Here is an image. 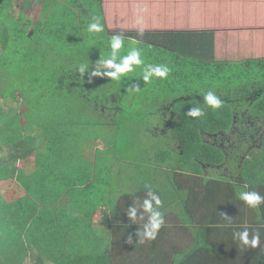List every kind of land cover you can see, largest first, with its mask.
<instances>
[{"label":"crops","instance_id":"0c3cea01","mask_svg":"<svg viewBox=\"0 0 264 264\" xmlns=\"http://www.w3.org/2000/svg\"><path fill=\"white\" fill-rule=\"evenodd\" d=\"M125 1L126 7L132 4V9L121 12H134L133 17H124L122 25L114 31L142 32L147 38L153 33L166 32L159 36L162 41L163 35V41L167 43L168 48H160L166 52L163 53L166 59L174 50L180 58L188 57L187 47L191 44H195L196 58L206 61L211 57L214 64L217 60L221 63L233 61L234 57H237L236 61L264 58V0ZM139 1L146 2L143 8L138 4L140 11L135 5ZM110 16L108 14L106 18L112 21ZM191 25L197 26L189 30ZM112 26V23L108 26L110 30ZM185 30L191 32L185 33ZM231 40L233 44L223 45ZM4 100L0 99V245L7 246L8 236L12 239L14 217L10 208L15 203L7 201L29 195L40 209L44 208L37 235L40 248L51 249L58 255L56 252L61 248H67L79 239L76 247L71 248L73 251L64 254L59 264H73L78 257L88 264H152V254L153 264H181V258L187 255L192 257L190 264H264V204L256 209L249 208L235 195H219L217 185H202L195 181L190 184L189 180L183 185H168V189L165 185H148L145 196L135 193L133 187H124L122 182L110 184L109 172L103 170L97 173L102 176L101 180L95 181L93 163L92 168L84 167L94 162L92 153L81 154L80 158V155L73 156L88 161L72 164L80 167L77 170L56 164L67 156L47 153V140L41 137L39 129L33 126L28 131L25 124L19 127L23 123L19 105H10ZM105 156L108 157L102 152L101 167L109 162L108 159L105 161ZM73 158L69 162L76 160ZM244 158L252 159L249 151ZM210 169L213 167L207 168ZM232 172L233 182H240L246 189L242 177H237L233 168L230 175ZM203 175L208 179L215 177H207V171H203ZM177 176H183V173ZM149 191L161 200L167 196L169 200L161 209L164 227L155 240L142 244L137 235L141 229L136 225L144 224L147 218L137 224L129 219L127 209L143 202ZM171 193L175 196H169ZM260 195L264 196V190ZM205 203L211 207H200ZM75 205L78 208L73 207ZM111 205L118 208L117 213L111 211ZM81 206L89 211L78 214L76 211ZM187 214L193 221L186 217ZM46 217H52L53 226ZM45 225L52 231L47 239ZM245 228L250 236L259 232V247H245L234 238L235 233ZM29 233L24 230L21 234V241L27 248L31 247L29 240L32 242ZM32 251L28 255L41 253L33 246ZM38 257V264H54L45 254Z\"/></svg>","mask_w":264,"mask_h":264},{"label":"trees","instance_id":"16d2710c","mask_svg":"<svg viewBox=\"0 0 264 264\" xmlns=\"http://www.w3.org/2000/svg\"><path fill=\"white\" fill-rule=\"evenodd\" d=\"M32 1L31 4H26L29 2H25V4L23 3L19 7V1L17 0H0V84L6 88L9 87L7 92L0 93V95L4 99L14 100L19 105L21 110L20 114L23 116L21 118L23 123L17 124L19 127L25 124L29 131L33 126H37L35 128L39 129L41 136L44 135L43 132L47 131V129H51L53 136L49 141L46 137L47 134L43 136L47 140L45 150L47 153L54 152L55 155L60 153V156L71 155V158L74 155H80L79 158L82 156L81 154L85 147H82L78 151L72 145V142L67 141L63 137L61 129L66 123L82 122L80 118L83 109H86L89 104H94L95 108H97V115L99 116L96 119L98 125L108 123L111 126H118L116 132H114L116 139L112 144H109L110 146L113 145L116 147L118 144L119 137L121 136L119 130L126 120L130 122L140 120L142 122L148 121L149 119L147 118L149 117L158 116L163 126L168 128V136L172 135L171 138L175 137V141L179 145V154L175 155L181 156L178 161L181 163L180 159H185L190 163H194L196 169L199 168L200 171H186L184 169L187 175L191 176L195 182H201L202 185H217L220 187L217 188L219 195L223 197L231 195L239 197L241 191L248 190L260 194V191L264 190V137L259 135L260 128L256 124L258 121L257 118L264 121V58L254 60L241 59L236 61L237 57H234L233 61H224L222 63V70L228 72L227 75L245 74L240 71H246L247 74L252 72L259 74L249 75L247 82L250 84L248 87L245 86L248 89L246 93L247 97L242 102L238 100L241 97L229 98L234 91L232 90L215 94L222 102L221 107L217 109L209 107L204 103L203 99L197 96L187 97L186 100L182 99L180 102L173 99L171 103V97L175 95L174 91L176 90L173 87L176 86L175 83L178 82L177 80L181 81L185 79V75H182L180 70L175 69L170 59L164 57L163 53H166L164 49H160L162 47L168 48L166 41H163V35V42L159 37L166 32L153 33L152 37L147 38L146 36H141V32L125 30L111 31L112 29L110 30L108 27L111 24V20H107L106 14L110 15L113 13L112 10H108V6L117 7L122 3L119 7L120 9H118L120 12L122 8L126 7L125 0H57L59 5L56 4V0ZM173 3L177 5L175 1ZM32 4H38L39 6L36 18H34L32 12H29ZM54 6L56 7L54 8ZM46 10L47 12L45 13ZM65 17H70L74 20L75 25H73V28L71 25L72 21L64 20ZM94 17L98 18L99 22L103 25L104 31L102 33H90L93 43L92 46L86 43L76 44L74 42V31L80 29L86 33L88 25L94 22ZM196 26H189V30ZM199 30L194 32L197 33ZM167 33L169 34L170 32ZM114 35H122L125 45L127 42H132L142 48L152 50L147 53V59H142L144 62L143 65L148 62L153 52V65H165L169 68L170 71L167 78L160 79L155 77L153 79V85L155 86L160 81H167L168 89L163 94H159V96L156 93L153 94L157 98L152 101V104L159 102L160 105L169 106L164 109H154V111H164L167 113L155 112L156 115H153V112H150L153 110H146L144 113L139 110L132 112L134 107L139 105L138 94L131 93V91L125 93L123 90L106 92L102 91L100 85L93 83L98 78L92 76L91 73L94 71V68L93 65L90 66L88 61L92 56L97 57V55H102V49L106 57L108 53L107 47H110V39ZM227 44H233V41H225L223 43V45ZM154 45L159 46L155 48ZM59 48H62V50ZM157 52L160 53V56H158ZM50 53H55L57 58L50 56ZM251 62L255 64V67H250L249 64ZM81 66L87 67V72L83 75L79 72ZM100 80V83L103 82L102 79ZM0 88L2 87L0 86ZM110 88L112 90L115 89L114 85H110ZM75 91H77L76 99L72 96ZM157 91L162 92L163 88L159 86ZM151 92H153V88L147 89L146 94ZM222 94L228 95L223 97ZM28 96H32V101L27 98ZM90 96H95L99 100L95 103L89 98ZM197 99L198 101H196ZM241 103H244L247 107L254 108V110L246 109V111H242L235 109L234 106H239ZM54 105L56 106L55 108H53ZM116 105L117 108H115ZM176 105L181 107L177 108ZM41 106L43 108H40ZM194 107L201 108L203 115L197 118L187 116L190 108ZM177 109L181 110L176 111ZM113 114L115 115L113 116ZM116 114L119 117L115 120ZM120 114L122 116L127 115L130 119H121ZM244 120L254 122L253 130L247 131L242 128L244 126L241 124V121ZM170 124L171 126H169ZM155 127L158 126H153V128ZM97 137L94 135L93 141H96ZM135 137L134 135L132 136V140L125 142L126 152L132 146ZM94 148L95 150L92 153L94 155V162H91L90 165L86 164L84 167L92 168L93 163L95 181L98 178L101 180L102 176H98L97 173L103 170L106 173L109 172L108 179L110 184L122 182L124 187H133L136 189L135 193H138V195L141 193L143 196H145L146 189L149 188L148 185L163 184L158 179H155V181L150 179V183H143V180H146V173L149 171L141 170L143 165L138 160L137 163L133 161L134 164L140 166L133 168L134 173L132 175L116 172L113 168L118 166L115 164L117 158L121 159V162L125 160L124 158L118 157L117 152L108 153L109 157L107 159L109 162L101 167L100 156L102 152L96 149V144ZM247 151L250 152L252 158L249 160L255 162L254 168H250L246 162L248 159L244 158ZM72 152L76 154H71ZM173 155L172 152L165 150L156 156L162 161L169 162L168 160ZM73 159L78 160L77 158ZM80 161H84V163L88 162H85L83 159ZM244 163L247 164V168L244 167ZM56 164L59 163L56 162ZM168 164L163 163L160 167L165 169V166L162 165ZM218 166L222 167V169H231L232 167L235 175L242 177V183H245L247 188L245 189L240 182L234 183L233 172L232 175H227L230 177L229 179L217 184L212 183V179H208L203 175L205 168ZM46 168L44 167V169ZM175 175L176 177L172 184L183 185L185 182L180 178L177 179V172H175ZM233 184L234 186H232ZM139 185L140 188H138ZM27 196L24 198L17 197L7 201V203H15L10 208L11 215L14 217V225L12 239L10 240V236H8L7 246L0 245V264H29L30 262L31 264H38L40 262L38 256L44 254L49 257L52 263L59 264L64 254L73 251L71 248L76 247L75 245L79 242V239H76L67 248H61L60 251L56 252L58 255L52 252L51 249L40 248L37 235L39 221L44 217V208L40 209L39 204H35L32 197ZM25 200L27 202H24ZM202 206L204 209L211 207L207 203L200 205V207ZM98 209L100 208L98 207ZM116 210L117 207H115ZM93 211L95 212L96 208ZM137 216L139 217L138 213ZM146 218L147 215H145ZM189 218L193 221L192 217L189 216ZM46 220L47 222H51V226H53L51 221L52 217H46ZM140 222L143 221L137 220V224ZM142 225L136 226L142 230ZM29 226L31 227L30 230L28 229ZM45 227L47 239L52 235V231L47 228V225ZM24 230H27V233L31 231L29 233L32 239V242L29 240L31 244V247L29 245L30 249L25 247L21 241V234ZM32 246L37 252L41 253L35 255V252L32 256L28 255L29 252L33 253ZM191 258V255L184 256L181 258V264H190ZM95 260L97 259H92V261ZM150 260L153 264V259L150 258ZM73 264L88 263L78 257ZM169 264L174 263L171 262Z\"/></svg>","mask_w":264,"mask_h":264},{"label":"rangeland","instance_id":"374dc122","mask_svg":"<svg viewBox=\"0 0 264 264\" xmlns=\"http://www.w3.org/2000/svg\"><path fill=\"white\" fill-rule=\"evenodd\" d=\"M19 1V7L25 2H29L26 4H31L33 1L32 0H17ZM31 1V2H30ZM53 1V0H51ZM55 1V0H54ZM56 4L59 5V2L56 0ZM122 4V3H121ZM119 4L117 7L116 6H108V10L109 11H113V13L111 14V23L113 24V26L111 27V29H117L119 26L122 25V23L124 22L122 20V17L125 18H131L132 19V15L134 14V12L132 13H127V12H120L118 11V9H120V5ZM141 5V7L143 8L144 5L146 4L145 1H139L138 3H136V7L139 10V5ZM56 6H54L55 8ZM27 9V7H26ZM132 9V4H129L127 7L122 8V11H129ZM39 11V6L38 4H32L31 8L29 10V12H32L34 18H36L37 16V12ZM47 12V10L45 11V13ZM139 13V12H138ZM131 15V16H129ZM107 16V14H106ZM63 20V19H62ZM66 21L71 20L72 21V28L73 25H75L74 20H72L70 17H65ZM117 23V24H116ZM134 23V22H133ZM185 33H190L189 30H187ZM74 42L76 44H82V43H86L87 45L92 46L93 43L91 41V34L87 31L86 33H84L82 30L78 29L74 31ZM204 38V40H206L205 36H202ZM196 43V41H195ZM197 44V43H196ZM127 45V46H126ZM124 44L122 46V48L119 50V55L120 56H124L127 55L128 52L132 49V48H139L142 50V59L145 58L147 59V53L151 52L152 50H147L145 48H142L132 42H127V44ZM198 49H201V47L197 44ZM104 47V46H103ZM62 50V48H59ZM107 55L106 57L109 56L110 52H111V48L107 47ZM187 56L185 55L184 58H180L175 50L171 51L170 55H169V59L171 61V63L173 64V66L175 67V69L180 70V73L182 72V75H185V79L176 82V86H174L173 88L176 89L174 91L175 95L171 97V103L173 101V99H176L177 102L182 101V99H185L187 97H200L201 99H203L204 95H206L209 91L213 92L214 94H220L224 91H232L234 90L230 97H241L238 100H240V102H242L243 100L246 99L247 95L246 93L248 92V89L246 87L249 86V82H247L249 75H259L256 74L255 72L253 73H248L246 71H240V72H244L245 74L243 75H227L228 72L223 71L222 70V63L221 60H217V62L214 64L211 61V57H209L208 60L204 61L200 58H196V51H195V44H191L190 46L188 45L187 47ZM102 55H97V57L92 56L89 59V64L90 66L93 65L94 71H96L99 67V61L103 58H106L104 56L105 52L102 49L101 50ZM50 56L57 58L55 53H50ZM224 62V61H223ZM147 65H153V52L151 54V56L149 57V60L146 64H142L140 66H136L135 70L133 73H130L126 76L121 77V79L119 81L116 80H111L110 78L106 77V76H100L97 77V81L93 82L94 84H98L101 86L102 91H119V90H123L125 93L131 91V93H136L138 94V106L134 107V110H132V112H136V110L142 111V113H144L146 110H153L150 112H153V115H156V113H167L164 111H154V109H164L165 107L168 108L169 106H163L160 105L159 102L152 104L153 99L157 98L155 97L153 94H163L164 91H167V87H168V83L167 81H160V83L158 85H153V79L155 77H152V79L150 80V82L145 83L142 79L143 76V72L144 69ZM250 67H255V64L253 62H251ZM225 69V67H223ZM107 71L106 69L101 68L100 72L103 73ZM229 71V70H228ZM100 79H102L103 82L100 83ZM250 80V79H249ZM245 82V84H243ZM247 82V83H246ZM110 85H114L115 89H111ZM0 86L2 88H0V93L3 92H7L8 88H6L4 85ZM159 86H161V88H163L162 92L157 91V88H159ZM246 86V87H245ZM153 88V92L151 93H147V89H152ZM67 94V92H66ZM69 94V93H68ZM97 94V93H96ZM95 94V95H96ZM228 94H222L223 97H226ZM2 96V95H1ZM72 96L76 99L77 96V91H75ZM244 97V98H242ZM3 98V97H2ZM0 97V99H2ZM30 101H32V96H28L27 97ZM89 98H91V100L93 102H97L99 99H97L95 96H90ZM106 98V97H104ZM198 101V99L196 100ZM231 101V100H230ZM4 102H9L10 105L16 106L17 102H15L12 99H5ZM185 102V101H184ZM232 106V105H231ZM56 106L54 105L53 108H55ZM124 107V106H123ZM177 108H180L181 106L176 105ZM174 106V108H176ZM233 107V106H232ZM235 109H240L242 111H246V109H250V110H254V108L252 107H247L246 105H244V103L239 104V106H234ZM38 108V107H37ZM40 108H43V106H41ZM52 108V109H53ZM115 108H117V105L115 106ZM95 105L94 104H89L88 107L85 109H83L82 113H81V118L80 120H82V122H73V123H66L64 124L65 126L61 129V133L63 135V137H65L67 139V141L72 142V145L75 146V148H77L78 151H80V149L82 147H85L82 152L83 153H93L95 148L94 145L96 144V149H98L100 152H103L104 154H107L109 157L110 152L111 153H116L118 154V157L120 158H124L125 160L121 162V159L116 160V163L118 166L114 167L113 169H116V172H121L125 175H132L134 173V167L140 166V165H136L133 163V161H135V163H137L138 161H141V164L143 165L142 169L143 171H149L146 174V180L144 181L143 179V183H150V179L154 180L158 179L160 181V183H163L162 185L167 186V189L169 188L168 185H172V183H174L173 181L175 180V172H177V174H181L180 172L183 173V176H178L177 179L181 178L182 181H184L186 183L187 180H189V183H194V180L191 178V176H188L187 173L184 171V169L186 171L190 170V171H200L199 168L196 169V167L194 166V163H190L187 160H181V163L178 161L179 157L181 156H175L179 154V145L177 144V141H175V137L171 138V136H168V128H166L165 126H163V123L160 122V118L157 116L154 117H149L147 119H149L148 121H134V122H130L127 121L121 126L119 133H121V136L119 137L120 140L118 142V144L115 146H110L109 144H112L113 141L116 139L115 138V134L114 132H116V128L118 126H111L108 123L105 124H101L98 125L96 122V119L99 118V116L97 115L96 112ZM116 110V109H115ZM181 109H177L176 111H180ZM175 111V112H176ZM99 113V112H98ZM115 114H113L114 116ZM121 115V114H120ZM108 116V115H107ZM119 115L116 114V118H114L115 120L118 119ZM107 118V117H106ZM130 119L128 118L127 115H121V119ZM257 125L258 128H260V136L262 135V137H264V121L261 120L260 118H257ZM120 122L122 123V121L120 120ZM241 124L245 127H242L244 130L250 131L253 130L254 128V122L253 121H249V120H244L241 121ZM153 126H158L153 128ZM171 126V124L169 125ZM37 127V126H36ZM251 127V128H249ZM262 129V130H261ZM132 132V133H130ZM44 135H46L48 141L52 138L53 136V132H51V129H47V131L43 132ZM159 134H164V135H159ZM44 135H42L41 137H43ZM96 135L98 136L96 139V141H93V136ZM136 136L134 138V141L132 143V146L128 148V151H125V147H126V141H130L132 140V136ZM247 136V135H245ZM252 136V134H251ZM109 145V146H108ZM167 150V152H172L174 155L173 157H171L170 160H168L169 162H165L162 161L160 159L157 158V154L163 152ZM178 150V152H177ZM109 153V154H108ZM71 154H76V153H71ZM137 156V157H136ZM72 156L69 155L67 156L64 161L59 160L58 163H61V165L63 166H67L71 169H79L80 167H76L72 164H78L79 162H81L80 160H73L69 162V159ZM107 156H105V161L107 160L106 158ZM164 159H166L164 157ZM249 165V167H255V162H251L250 160L246 161ZM163 163H169L168 165H162L165 166V169H163L162 167H160L161 164ZM244 167L247 168V164L244 163ZM217 167H213V169L207 170V168H205V171H207V177L209 175L211 176H215L214 178H212L211 182L212 183H220L223 180L229 179L230 177L226 176V175H230L231 174V169H227V170H223L222 168L220 169H216ZM151 172H153V176H151ZM224 173V177L222 176ZM144 174V173H143ZM222 174V175H221ZM221 177H223L222 179H220ZM241 177V176H239ZM247 178V176H245ZM201 183V182H198ZM211 185H215V184H211ZM210 185V186H211ZM169 196H175L174 193L169 194ZM169 200L168 196L165 197L162 200V206ZM75 208H78L76 205L73 206ZM162 207L160 208L161 211ZM89 210L85 209L83 206L80 207V210L78 209L76 212L78 214H84L86 212H88ZM113 213L114 212H118V208L115 211V205L112 206V210ZM138 214L140 215V212L138 211ZM189 216L188 214L186 215V217ZM143 226V225H142ZM188 228V227H187ZM144 243V242H143ZM142 243V244H143ZM150 258L153 259V254L150 255ZM144 264H150L148 262L144 263Z\"/></svg>","mask_w":264,"mask_h":264},{"label":"clouds","instance_id":"9594fccd","mask_svg":"<svg viewBox=\"0 0 264 264\" xmlns=\"http://www.w3.org/2000/svg\"><path fill=\"white\" fill-rule=\"evenodd\" d=\"M94 22L88 25L87 31L89 33H102L104 31L103 25L99 22L98 18H93ZM143 36V33H140ZM124 45V37L122 35H114L110 39L111 52L108 57L103 58L99 61V67L96 71L91 74L93 77L106 76L111 80L119 81L121 77L133 73L136 66L142 65V50L139 48H132L127 55L120 56L119 50ZM106 69L107 71L101 73L100 69ZM169 68L165 65H147L144 69L142 79L145 83L150 82L152 77L160 79L167 78L169 74ZM79 72L83 75L87 72L86 66H81ZM204 103L213 109L221 107V100L211 91H209L203 97ZM203 115L201 108L194 107L190 108L187 116L197 118ZM246 155H244L245 157ZM239 199L244 202L249 208L256 209L261 204H264V196H261L258 192L254 191H241L239 193ZM162 207V200L160 197L149 191L147 198L142 203L129 207L127 209V215L133 222L147 220L143 224L142 231L139 230L137 235L139 242L155 240L160 228L164 224V216L160 211ZM138 211L140 212L139 217L137 216ZM228 218V217H227ZM234 238H238L240 243L245 247L255 249L260 245V234L259 232H253L250 236L249 230L245 228L243 231L234 234Z\"/></svg>","mask_w":264,"mask_h":264},{"label":"flooded vegetation","instance_id":"af4514ba","mask_svg":"<svg viewBox=\"0 0 264 264\" xmlns=\"http://www.w3.org/2000/svg\"><path fill=\"white\" fill-rule=\"evenodd\" d=\"M219 168L221 169L222 167H219V166H218L216 169H219ZM223 170L225 171V170H227V168H225V169H223Z\"/></svg>","mask_w":264,"mask_h":264}]
</instances>
